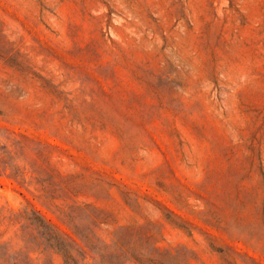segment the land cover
Masks as SVG:
<instances>
[{
    "label": "rangeland",
    "instance_id": "rangeland-1",
    "mask_svg": "<svg viewBox=\"0 0 264 264\" xmlns=\"http://www.w3.org/2000/svg\"><path fill=\"white\" fill-rule=\"evenodd\" d=\"M0 264H264V0H0Z\"/></svg>",
    "mask_w": 264,
    "mask_h": 264
}]
</instances>
